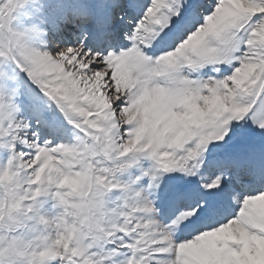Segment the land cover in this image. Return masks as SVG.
I'll return each instance as SVG.
<instances>
[{"label":"snow or ice","instance_id":"snow-or-ice-1","mask_svg":"<svg viewBox=\"0 0 264 264\" xmlns=\"http://www.w3.org/2000/svg\"><path fill=\"white\" fill-rule=\"evenodd\" d=\"M0 0V264H264V0Z\"/></svg>","mask_w":264,"mask_h":264},{"label":"rangeland","instance_id":"rangeland-1","mask_svg":"<svg viewBox=\"0 0 264 264\" xmlns=\"http://www.w3.org/2000/svg\"><path fill=\"white\" fill-rule=\"evenodd\" d=\"M71 0H23V3L13 12L9 26L24 32L41 19L50 18L67 9Z\"/></svg>","mask_w":264,"mask_h":264}]
</instances>
